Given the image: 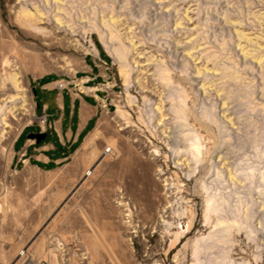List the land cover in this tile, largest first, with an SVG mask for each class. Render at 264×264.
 <instances>
[{
	"label": "rangeland",
	"instance_id": "obj_1",
	"mask_svg": "<svg viewBox=\"0 0 264 264\" xmlns=\"http://www.w3.org/2000/svg\"><path fill=\"white\" fill-rule=\"evenodd\" d=\"M22 8L29 14L23 16ZM95 29L112 34V46L124 47L132 65L129 89ZM92 45L99 59L86 56ZM90 66L100 76L94 84L110 112L98 117L65 166L50 172L14 169L13 140L22 129L43 128L44 105H53V92L43 86L78 84ZM11 73L21 78L20 92L7 80ZM108 84L113 88L102 87ZM126 92L135 98L132 105ZM17 95L25 98L24 107L10 102ZM3 105L9 112L0 133V264H14L22 249L51 264H191L194 238L209 232L201 189L212 180L213 162L240 183L237 196L220 186L231 204L227 212L234 210L236 197L261 200L256 187L264 188V0H0ZM116 106L125 111L123 118L116 116ZM155 106L161 116H153ZM156 121H162L170 144H184L187 131L201 134L207 155L190 178L165 159L164 153L171 155ZM108 148L111 154L104 155ZM156 167L163 176L156 177ZM249 169L253 175L245 180ZM86 170L92 174L85 177ZM164 178L173 185L168 199ZM178 199L194 224L171 246L175 226L187 231V217L176 219L168 210L164 216L173 228L157 223L164 204ZM233 236L227 252L233 264H264L263 247L243 233ZM212 252L214 261L221 251Z\"/></svg>",
	"mask_w": 264,
	"mask_h": 264
},
{
	"label": "bare ground",
	"instance_id": "obj_2",
	"mask_svg": "<svg viewBox=\"0 0 264 264\" xmlns=\"http://www.w3.org/2000/svg\"><path fill=\"white\" fill-rule=\"evenodd\" d=\"M21 14L23 16H26L29 13L25 9L22 8ZM53 21L57 23V26L59 25L58 23H60L58 19L57 20L55 19ZM33 30L34 32L38 34L45 33V30L40 29V28H33ZM95 31L97 32V35H99L102 47L108 52L110 57L114 60V62L118 66L120 74L124 77L123 78L124 89H129L130 88L129 85H131L130 78H132L131 77L132 65L128 64L126 61V57H125L126 52H124L125 51L124 47H121V45L119 47L112 46L113 44L112 42L115 39L112 36V34H110L109 32L106 34L105 31H103L102 29L100 30L95 29ZM95 48L93 47V45L90 46V51L86 53V56L87 55L91 57L93 56L95 59H99L97 55L98 52L97 50H95ZM19 79L21 78L18 76L17 73H11L7 77V80L9 81V83L12 84L16 93L20 92V90L23 89L20 87ZM57 86H59V83H57ZM110 87L113 88L112 86H109V84L103 85V88L106 90L110 89ZM170 88H173V87H170ZM125 95L127 96L128 104L132 105L135 98L132 95H130L128 92H126ZM169 95H170V92H169ZM176 98L177 97H175V99ZM10 99H11L10 100L11 103L15 104L18 102L20 103L21 107H24L26 104L25 98H23V96L21 95L10 97ZM178 102L182 105L184 104V101L181 99ZM174 107L172 108L173 112L176 116V119L179 120L180 119L179 110L174 109ZM160 111H161L160 107L155 106V110H153V113H154L153 116H155V114H158L161 116ZM8 112L6 111L5 105L0 106V127L2 129L0 130L1 134L3 133L4 126H6L3 116H6ZM124 113L125 111L120 110V108L116 106L115 114L117 117L123 118ZM151 113L152 112H150V114ZM172 118L170 119L173 120ZM210 118L214 121V119L211 116H208L209 120ZM41 121L43 122L44 120H41ZM155 125L158 128H161L160 129L161 135L163 138L165 137V140H166L164 141V144L166 145V149L171 155V156L168 155L167 157V155H165L166 153H164L163 155L165 159L168 158L170 161L172 159L173 168L181 171L186 178H190L197 171L198 164H201L202 161L204 160V157L207 155L206 152H203V144H202V138H201L202 136H200L201 134L199 135L197 134L198 132L196 133V132L187 131L186 134H182L183 139H184V144L174 145L173 143L170 144L171 141L169 137L164 134L162 130V127H163L162 121H156ZM219 126L222 129L221 123L219 124ZM153 129H154V132H153L154 134L158 132L154 127ZM153 153L154 155H156L158 154V151L153 150ZM207 153H208V150H207ZM103 154L110 155L111 152L109 148L104 150ZM111 157H114V156L111 155ZM182 157H185V159L181 160ZM222 160H223L222 157L219 156L218 161L220 162ZM210 169H211L212 180L203 182V186L201 189L202 192L204 193V197H203L204 203H203V208H202L203 226L208 227L209 232L203 237H200L197 239L194 238L195 240L192 243L193 260L191 264H212L213 262H217L218 264H233V261L229 260V258L227 257V252H228V249L232 247V245L234 244V238H233L234 233L235 235L236 233L237 234L243 233L246 240L255 243L258 249L262 247L264 248V237H263V234H264V188L256 187L257 195L261 199L260 201L259 200L256 201L250 196L251 201L244 202L240 198L236 197L237 199L235 200V204L233 208L234 210L232 212H227L228 208L232 209L230 207L231 204L229 203L228 196L220 192L221 191L220 186L224 187L222 189H225V190H228L229 187H231L233 189V194L237 196L238 195L237 186L240 184L238 181V177L235 174L231 176V173L229 172L224 175V172H225L224 165H221L219 167L214 162L210 166ZM155 170H156L155 171L156 177L164 175V170L161 167H156ZM252 175H253V169H249V173L245 175V180L250 179ZM260 179L262 182H264V174L263 175L260 174ZM248 183L251 186L252 183L249 181ZM162 185L164 187L163 191L165 192V195H166L165 199H168L173 192V185L170 183V181L167 178L162 179ZM182 198L180 197L179 199H182ZM179 199L173 202L168 200L167 201L168 203L166 202L167 203L166 207H164L165 206L164 204L163 208L160 211V214H159L160 217L157 223L163 226L165 230H170L173 228L174 224L170 222L169 220H166V217L164 216V214L167 213L168 210H170L172 216H174L176 219L187 217L188 219L187 227H186L187 231L182 230V227L180 228V223L179 224L177 223L178 225L175 226V229L172 234L173 240H172L171 246H174L176 243H180V240L192 231L190 229L192 228L194 224V215L192 214L191 211L187 210L186 206L183 205L185 201L179 202ZM118 204L121 205V203L119 202ZM186 204L188 203L186 202ZM128 215L129 213L125 215V217L127 218V221H126L127 223L130 222ZM22 250H25V249H22ZM213 250H217L219 252L221 251L219 256H214L212 258L214 261L210 260L208 256L210 253H213L212 252ZM257 259H258V255L257 254L253 255V260L256 261ZM238 264H250V263L243 260L242 262H239Z\"/></svg>",
	"mask_w": 264,
	"mask_h": 264
},
{
	"label": "crops",
	"instance_id": "obj_3",
	"mask_svg": "<svg viewBox=\"0 0 264 264\" xmlns=\"http://www.w3.org/2000/svg\"><path fill=\"white\" fill-rule=\"evenodd\" d=\"M96 50L99 57L97 47ZM89 69L91 72L81 77L78 84L72 82L62 90H55L51 87L52 83L43 86L44 92H53V105H44L46 116L43 122L40 120L43 128L40 125L41 127L22 129L13 140L11 166L14 169L50 172L65 166L70 157L79 150L86 136L94 131L98 117L103 112H110L99 84H94L100 76L94 73L92 66ZM37 134L44 135V139L37 142L32 137ZM101 157L102 161L107 159L103 154ZM87 172L92 174L86 170L85 177ZM89 227L94 229L92 225ZM59 250L63 251L62 248Z\"/></svg>",
	"mask_w": 264,
	"mask_h": 264
},
{
	"label": "built area",
	"instance_id": "obj_4",
	"mask_svg": "<svg viewBox=\"0 0 264 264\" xmlns=\"http://www.w3.org/2000/svg\"><path fill=\"white\" fill-rule=\"evenodd\" d=\"M59 86L58 89L62 90L65 88L68 84L67 82H64L63 80L58 82ZM14 264H51L47 260H42V259H35L31 252L29 250H22V252L18 255V259Z\"/></svg>",
	"mask_w": 264,
	"mask_h": 264
},
{
	"label": "water",
	"instance_id": "obj_5",
	"mask_svg": "<svg viewBox=\"0 0 264 264\" xmlns=\"http://www.w3.org/2000/svg\"><path fill=\"white\" fill-rule=\"evenodd\" d=\"M34 95H35V89H34ZM32 137L35 138L37 142H40L42 139H44V135L41 134L33 135Z\"/></svg>",
	"mask_w": 264,
	"mask_h": 264
}]
</instances>
